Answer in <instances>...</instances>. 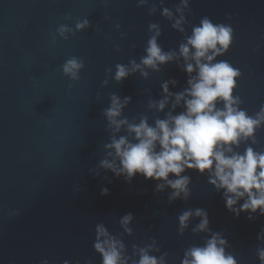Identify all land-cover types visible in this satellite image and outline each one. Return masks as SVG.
<instances>
[{"label":"water","instance_id":"water-1","mask_svg":"<svg viewBox=\"0 0 264 264\" xmlns=\"http://www.w3.org/2000/svg\"><path fill=\"white\" fill-rule=\"evenodd\" d=\"M137 3L0 0V264H41L43 260L100 264L92 247L98 223L119 235L126 254L131 255L133 244L144 246L155 239L160 253L153 254L166 252L167 264H180L186 248L201 245L207 238V233L192 232L199 218L190 220L178 235L177 217L189 208L206 210L209 228L227 239L226 251L238 264H259L256 248L264 242L256 237L264 228V216L257 212L248 220L246 212L236 217L227 211L222 192L207 183L206 174L186 170L183 175L191 178L188 200L169 203L171 189L156 192L157 181L136 175L126 182L99 169L98 163L110 137L102 115L109 95L131 97L122 114L130 121L138 122L141 115L148 117L149 124L164 118L171 104L156 112L147 103L161 98L160 85L165 81H176L174 86L169 84L173 93L187 87L189 75L182 70L179 45L205 16L233 28L232 44L217 59L240 70L233 94L240 96V107L249 115L258 112L264 104V0H190L183 33L160 15L161 0H148L141 7ZM153 3L157 11L149 15ZM178 3L163 0V7L174 12ZM83 19L90 26L76 32L75 23ZM149 23L159 24L158 44L166 52L175 51L177 57L158 72L148 69L146 80L135 72L115 82L116 64L127 65L131 59L139 63L144 55ZM61 24L74 34L66 40L56 36L53 41ZM72 56L82 58L85 65L76 82L61 71ZM106 68L113 70L107 77ZM105 78L108 85L101 87ZM181 111L182 105L173 114ZM124 134L122 129L118 135ZM256 139L251 146L264 150V127ZM246 146L241 144L238 150L243 152ZM102 188L108 189L107 195H101ZM129 212L134 217L130 236L119 225V218Z\"/></svg>","mask_w":264,"mask_h":264},{"label":"clouds","instance_id":"clouds-1","mask_svg":"<svg viewBox=\"0 0 264 264\" xmlns=\"http://www.w3.org/2000/svg\"><path fill=\"white\" fill-rule=\"evenodd\" d=\"M147 3L148 0H138L137 7ZM189 3L190 0H179L173 12L163 7L161 0L160 15L171 22L174 30L183 33V25L187 23L185 14L190 12ZM156 11L153 3L148 13L152 15ZM89 26L88 19L77 21L75 31ZM115 27L119 30L120 26L116 24ZM148 32L150 35L139 63L131 59L127 65L116 64L112 75L115 82L119 83L135 72L146 80L148 69L158 72L162 65L177 57L175 51L166 52L158 44L161 36L158 23H149ZM72 34V28L61 24L53 35V41L56 36L66 40ZM124 35L121 33V38ZM232 41L230 24L213 23L205 16L198 25L192 26L191 34L179 45L178 53L184 61L182 70L189 75L187 87L173 93L169 91V84L174 86L175 80L161 83V98L158 101L149 99L147 108L156 112H163L169 104L171 108L164 118H156L153 124L148 123L146 115H141L138 122L123 117V110L131 97L121 99L116 93L110 94L109 104L102 111L110 137L104 144L105 155L98 168L116 177L122 176L126 182L136 175L157 181L156 192L171 189L167 197L169 203L177 199L188 200L191 178L183 173L195 170L198 174H206L207 183L217 192H222L224 206L234 216L239 217L243 212L248 213V220H253L257 212L264 216V150L257 151L251 146L257 144L256 133L264 127V104L254 115H249L240 107V96L233 94L241 72L228 61L217 59L227 52ZM84 66L82 58L72 56L62 64L61 71L69 81L76 82L80 80ZM112 71V68H106V77ZM193 72L194 76L191 75ZM107 85L108 79L105 78L101 87ZM71 87L70 83L69 89ZM181 105L183 111L173 114ZM122 129L126 134L118 135ZM241 144L248 145L243 152L238 150ZM107 194L108 189L102 188L101 195ZM193 218H199V223L192 232L207 233V238L201 245L186 248L180 264H238L235 256L226 251L229 247L227 239L221 232H213L209 228L208 214L202 208H189L178 215V235L184 233ZM133 219L130 212L119 218L125 235L132 234L129 225ZM94 231L92 247L101 258L100 264H167L166 252L158 256L153 254L160 253L155 239L144 246L133 244L132 253L128 255L119 235L111 234L103 223L96 224ZM256 239L264 242V228ZM256 257L259 264H264V246L256 248ZM41 264H49V261L43 260ZM63 264H70V261L64 260ZM85 264L90 262L85 261Z\"/></svg>","mask_w":264,"mask_h":264}]
</instances>
